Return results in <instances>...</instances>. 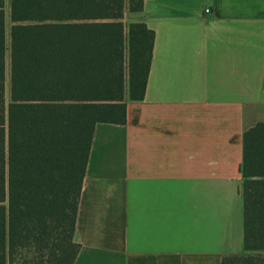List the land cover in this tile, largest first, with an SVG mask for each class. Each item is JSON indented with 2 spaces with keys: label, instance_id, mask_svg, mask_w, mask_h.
Returning a JSON list of instances; mask_svg holds the SVG:
<instances>
[{
  "label": "crops",
  "instance_id": "crops-1",
  "mask_svg": "<svg viewBox=\"0 0 264 264\" xmlns=\"http://www.w3.org/2000/svg\"><path fill=\"white\" fill-rule=\"evenodd\" d=\"M133 16L155 32L146 94L95 128L74 264H222L243 251V134L264 121V0Z\"/></svg>",
  "mask_w": 264,
  "mask_h": 264
},
{
  "label": "trees",
  "instance_id": "trees-1",
  "mask_svg": "<svg viewBox=\"0 0 264 264\" xmlns=\"http://www.w3.org/2000/svg\"><path fill=\"white\" fill-rule=\"evenodd\" d=\"M144 0H0V264H74L95 128L143 100L155 32ZM10 79L9 97L7 79ZM243 251L264 264V121L243 134Z\"/></svg>",
  "mask_w": 264,
  "mask_h": 264
},
{
  "label": "rangeland",
  "instance_id": "rangeland-1",
  "mask_svg": "<svg viewBox=\"0 0 264 264\" xmlns=\"http://www.w3.org/2000/svg\"><path fill=\"white\" fill-rule=\"evenodd\" d=\"M135 17L132 16V15H129L127 17V20L129 21V19H134ZM8 25H10V21L8 19ZM9 90H10V79H9V76H8V79H7V89H6V93H7V96L9 97Z\"/></svg>",
  "mask_w": 264,
  "mask_h": 264
},
{
  "label": "built area",
  "instance_id": "built-area-1",
  "mask_svg": "<svg viewBox=\"0 0 264 264\" xmlns=\"http://www.w3.org/2000/svg\"><path fill=\"white\" fill-rule=\"evenodd\" d=\"M205 12L209 13V12H211V9L210 8H206Z\"/></svg>",
  "mask_w": 264,
  "mask_h": 264
}]
</instances>
